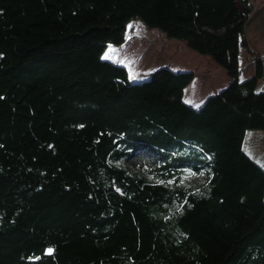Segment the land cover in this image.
I'll return each mask as SVG.
<instances>
[{
  "label": "trees",
  "instance_id": "trees-1",
  "mask_svg": "<svg viewBox=\"0 0 264 264\" xmlns=\"http://www.w3.org/2000/svg\"><path fill=\"white\" fill-rule=\"evenodd\" d=\"M254 9L0 0V264H264V165L244 147L264 129ZM135 20L231 81L200 107L185 100L192 70L134 82L105 54ZM245 50L256 72L241 80Z\"/></svg>",
  "mask_w": 264,
  "mask_h": 264
},
{
  "label": "rangeland",
  "instance_id": "rangeland-1",
  "mask_svg": "<svg viewBox=\"0 0 264 264\" xmlns=\"http://www.w3.org/2000/svg\"><path fill=\"white\" fill-rule=\"evenodd\" d=\"M252 2L255 9L248 21L246 35L251 46L264 54V0H252ZM109 54L112 58L106 59L125 65L134 82L148 79L149 73L161 66L196 71L195 81L189 84L185 92V100L191 105L197 98L196 93L201 85H205L201 86V92L204 94L202 98H204L211 95L210 89L214 88L215 83L219 88H224L231 81L226 71L210 56L193 50L183 40L168 37L158 28L147 27L140 20L130 24L125 43L110 44L105 57ZM251 56L248 50L244 51L241 61V80L252 77L256 72V63ZM208 66L214 74L209 80L202 75V70ZM261 87L264 88V79L261 80ZM244 147L256 161L264 165V129H249Z\"/></svg>",
  "mask_w": 264,
  "mask_h": 264
},
{
  "label": "crops",
  "instance_id": "crops-1",
  "mask_svg": "<svg viewBox=\"0 0 264 264\" xmlns=\"http://www.w3.org/2000/svg\"><path fill=\"white\" fill-rule=\"evenodd\" d=\"M211 66V65H210ZM210 66H208V67H206V68H204L203 70H202V75L204 76V77H206L208 80L210 79V77L212 76V75H214L213 74V72L210 70ZM195 72V79H196V76H197V73H196V71H194ZM222 71H220V73H221ZM195 79H194V81H195ZM141 79H139V81H140ZM217 80V79H216ZM229 84V83H228ZM227 84V85H228ZM226 85V86H227ZM201 86H205L204 84L203 85H201ZM201 86L199 87V90H198V92L196 93V99H194L193 101V106H195V107H197V105H198V107H200L205 101H206V99L208 98V96H204V98H202L203 97V92H201L202 90H201ZM223 88H219L218 87V85L215 83L214 84V88H212V89H210V91H212L211 92V95H215V94H218L221 90H222ZM204 91V90H203ZM210 95V96H211Z\"/></svg>",
  "mask_w": 264,
  "mask_h": 264
},
{
  "label": "snow or ice",
  "instance_id": "snow-or-ice-1",
  "mask_svg": "<svg viewBox=\"0 0 264 264\" xmlns=\"http://www.w3.org/2000/svg\"><path fill=\"white\" fill-rule=\"evenodd\" d=\"M105 58H108V59H111L112 58V56L109 54V55H106V57ZM197 107H198V105H197ZM171 183V182H170ZM182 207V206H181ZM52 249H48V254H51L52 253Z\"/></svg>",
  "mask_w": 264,
  "mask_h": 264
}]
</instances>
